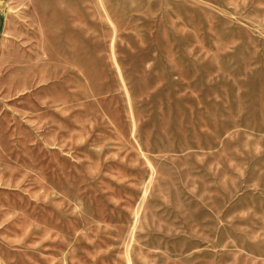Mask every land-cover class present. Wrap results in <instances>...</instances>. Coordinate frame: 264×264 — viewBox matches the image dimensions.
<instances>
[{
	"label": "rangeland",
	"instance_id": "1",
	"mask_svg": "<svg viewBox=\"0 0 264 264\" xmlns=\"http://www.w3.org/2000/svg\"><path fill=\"white\" fill-rule=\"evenodd\" d=\"M0 264H264V0H0Z\"/></svg>",
	"mask_w": 264,
	"mask_h": 264
}]
</instances>
